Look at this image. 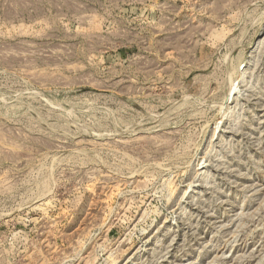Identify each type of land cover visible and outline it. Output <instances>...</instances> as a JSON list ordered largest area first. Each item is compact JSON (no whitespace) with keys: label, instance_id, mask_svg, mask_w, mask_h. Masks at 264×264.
<instances>
[{"label":"rangeland","instance_id":"obj_1","mask_svg":"<svg viewBox=\"0 0 264 264\" xmlns=\"http://www.w3.org/2000/svg\"><path fill=\"white\" fill-rule=\"evenodd\" d=\"M0 264H264V0H0Z\"/></svg>","mask_w":264,"mask_h":264}]
</instances>
